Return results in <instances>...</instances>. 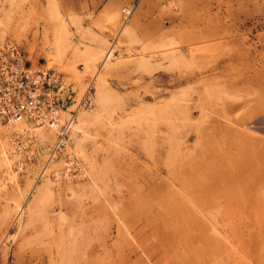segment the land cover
<instances>
[{
	"label": "rangeland",
	"instance_id": "1",
	"mask_svg": "<svg viewBox=\"0 0 264 264\" xmlns=\"http://www.w3.org/2000/svg\"><path fill=\"white\" fill-rule=\"evenodd\" d=\"M86 1L0 0V41L92 99L84 179L33 186L0 129V264H264V0Z\"/></svg>",
	"mask_w": 264,
	"mask_h": 264
},
{
	"label": "built area",
	"instance_id": "2",
	"mask_svg": "<svg viewBox=\"0 0 264 264\" xmlns=\"http://www.w3.org/2000/svg\"><path fill=\"white\" fill-rule=\"evenodd\" d=\"M131 10L122 8L125 16ZM64 89L62 74L33 64L15 42L0 41V129L6 131V155L13 161L9 167L21 175L33 174V186L44 178L61 182L86 176L85 163L67 148L77 112L91 108L92 99L85 95L75 108L67 110L61 98ZM44 130L52 141L47 142ZM57 158L62 165L55 168Z\"/></svg>",
	"mask_w": 264,
	"mask_h": 264
},
{
	"label": "crops",
	"instance_id": "3",
	"mask_svg": "<svg viewBox=\"0 0 264 264\" xmlns=\"http://www.w3.org/2000/svg\"><path fill=\"white\" fill-rule=\"evenodd\" d=\"M102 0H94V3L92 4V2H91V0H87L86 2H85V4L83 3L81 6H82V11L83 12H90V11H94V10H96L97 9V7H98V5L100 4V2H101ZM117 0H105V2H104V7H103V9H102V11L104 12V13H106L107 12V10H109V9H111L112 8V5L116 2ZM98 15L99 14H95V18L96 19H98ZM91 22V21H90ZM82 27H83V25H82ZM88 28L89 29H91V30H93L94 29V25L92 24V23H90L89 25H88Z\"/></svg>",
	"mask_w": 264,
	"mask_h": 264
},
{
	"label": "water",
	"instance_id": "4",
	"mask_svg": "<svg viewBox=\"0 0 264 264\" xmlns=\"http://www.w3.org/2000/svg\"><path fill=\"white\" fill-rule=\"evenodd\" d=\"M38 64L44 67V66H45V65H44V64H45V60H44L43 58H39V59H38ZM66 97H67V91L65 90V91H63L62 94H61L62 101L65 100ZM42 149H43V147H42Z\"/></svg>",
	"mask_w": 264,
	"mask_h": 264
},
{
	"label": "bare ground",
	"instance_id": "5",
	"mask_svg": "<svg viewBox=\"0 0 264 264\" xmlns=\"http://www.w3.org/2000/svg\"><path fill=\"white\" fill-rule=\"evenodd\" d=\"M111 51H112V50H109L108 53L106 54V56H105V61L109 59V57H110V55H111ZM44 65H45L44 67H46V66H47V62H46ZM36 201H37V200H34L33 203H35Z\"/></svg>",
	"mask_w": 264,
	"mask_h": 264
}]
</instances>
